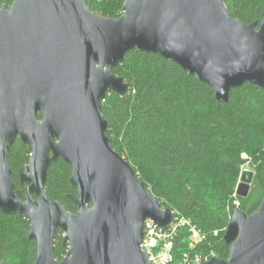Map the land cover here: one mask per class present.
<instances>
[{
	"label": "water",
	"instance_id": "obj_1",
	"mask_svg": "<svg viewBox=\"0 0 264 264\" xmlns=\"http://www.w3.org/2000/svg\"><path fill=\"white\" fill-rule=\"evenodd\" d=\"M132 50L171 61L218 102L246 84L264 90V17L244 24L224 0H125L116 19L87 0H0V212L25 217L33 264H151L141 247L145 222L167 230L173 220L106 135L103 101L128 92L112 70ZM16 139L30 148L19 171L23 201L7 158ZM58 160L71 168L74 214L44 190ZM253 177L241 173L238 197ZM57 231L67 246L60 261ZM223 241L228 259L199 264H264V196L252 214L233 207Z\"/></svg>",
	"mask_w": 264,
	"mask_h": 264
},
{
	"label": "trees",
	"instance_id": "obj_2",
	"mask_svg": "<svg viewBox=\"0 0 264 264\" xmlns=\"http://www.w3.org/2000/svg\"><path fill=\"white\" fill-rule=\"evenodd\" d=\"M124 1L87 0V4L94 13L116 19ZM11 4L12 0H1V5ZM224 4L230 17L244 24L264 17V0H224ZM112 73L124 79L128 92L108 94L101 106L111 147L129 162L163 209L187 222L174 233L172 264H180L185 255L202 261L228 259L223 236L236 206L232 195L244 163L242 154L256 166L248 195L237 197V206L252 214L264 196V90L246 84L232 90L226 104L218 102L195 76L157 54L138 50L128 52ZM29 154L30 148L16 139L7 155L12 181L22 193L18 170ZM70 175L71 168L63 161L52 163L44 190L74 214L78 209L69 200L76 195ZM190 229L200 237L194 248ZM62 239L58 231L57 260L66 252ZM35 257L36 243L29 239L25 217L0 212L1 262L33 264Z\"/></svg>",
	"mask_w": 264,
	"mask_h": 264
},
{
	"label": "built area",
	"instance_id": "obj_3",
	"mask_svg": "<svg viewBox=\"0 0 264 264\" xmlns=\"http://www.w3.org/2000/svg\"><path fill=\"white\" fill-rule=\"evenodd\" d=\"M183 225L185 224L182 222L180 227ZM177 228L179 226L171 222L167 230H160L151 221L147 220L145 222L141 247L147 254L151 264H172V239ZM172 231L174 233L170 234ZM192 232L196 233L194 230ZM198 259L195 264L203 262ZM186 262L188 260L180 264H185Z\"/></svg>",
	"mask_w": 264,
	"mask_h": 264
},
{
	"label": "rangeland",
	"instance_id": "obj_4",
	"mask_svg": "<svg viewBox=\"0 0 264 264\" xmlns=\"http://www.w3.org/2000/svg\"><path fill=\"white\" fill-rule=\"evenodd\" d=\"M241 158L244 160V163L240 166V172H239V176H238V179H237V184H236V187H235V190H234V193L232 195V198L235 202H233L234 205H239V203L236 201V198L238 197L236 195V189H237V186H238V183H239V178H240V174L244 171V170H249V171H252L253 173L255 172V164L253 163V161L251 160V158L246 155V154H242L241 155ZM137 176V174H136ZM138 178V177H137ZM139 179V178H138ZM140 181V180H139ZM143 183V182H142ZM147 189V188H146ZM161 206V205H160ZM162 208V207H161ZM163 209V208H162ZM164 209H168V208H164ZM171 211V210H170ZM172 212V211H171ZM172 215H173V220H172V223L175 224V225H178L180 227L181 223L183 222L184 224H187V222H185V220H183L180 216L174 214V212H172ZM192 228V227H191ZM193 229H190V242H191V247L194 248V245H196L199 241H200V237H199V234L196 232V233H193L192 232ZM174 231H172V233L170 234H173ZM63 237V236H62ZM185 264H195L196 263V256L193 258V257H190L188 255H185L184 256V259L183 261H187ZM199 260V259H198ZM209 259H205L203 262H207ZM182 261V262H183ZM181 262V263H182Z\"/></svg>",
	"mask_w": 264,
	"mask_h": 264
},
{
	"label": "flooded vegetation",
	"instance_id": "obj_5",
	"mask_svg": "<svg viewBox=\"0 0 264 264\" xmlns=\"http://www.w3.org/2000/svg\"><path fill=\"white\" fill-rule=\"evenodd\" d=\"M40 120V119H39ZM29 159V158H28ZM28 162V161H27ZM27 164V163H26ZM25 164V165H26ZM25 165H23V167L25 166ZM23 167H21L20 169H22ZM20 169L18 170V184H19V187L22 189V191H23V193L17 188V190L19 191V192H21V197L23 196V194H24V197H25V185H23V186H21L20 185V181H19V171H20ZM16 186V185H15ZM17 187V186H16ZM21 199V198H20ZM23 201V200H22ZM58 232V231H57ZM60 232V231H59ZM57 234V233H56ZM56 240V239H55ZM34 241V240H33ZM35 242V241H34ZM36 243V242H35ZM62 248H65V250L67 251V246H63V239H62ZM54 250H55V242H54ZM36 252H37V243H36ZM53 254H54V252H53ZM65 254H66V252H65ZM65 254H64V256H65ZM63 256V257H64ZM54 257H55V255H54ZM62 257V258H63ZM62 258H61V260H62ZM56 259V258H55ZM35 260H36V257H35ZM57 260V259H56ZM57 261H60V260H57ZM35 262V261H34Z\"/></svg>",
	"mask_w": 264,
	"mask_h": 264
},
{
	"label": "bare ground",
	"instance_id": "obj_6",
	"mask_svg": "<svg viewBox=\"0 0 264 264\" xmlns=\"http://www.w3.org/2000/svg\"><path fill=\"white\" fill-rule=\"evenodd\" d=\"M149 259V258H148Z\"/></svg>",
	"mask_w": 264,
	"mask_h": 264
}]
</instances>
